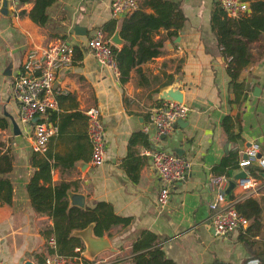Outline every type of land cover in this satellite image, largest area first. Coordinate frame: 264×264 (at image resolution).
Segmentation results:
<instances>
[{"label":"crops","instance_id":"0c3cea01","mask_svg":"<svg viewBox=\"0 0 264 264\" xmlns=\"http://www.w3.org/2000/svg\"><path fill=\"white\" fill-rule=\"evenodd\" d=\"M144 1L138 0L137 8L154 12ZM173 1L181 5L185 25L178 35L166 36L158 55L133 67L126 81L121 80L117 63L104 64L95 57L88 40L98 27L111 38L135 9L116 18L111 0H54L42 25L29 14L35 0H9V12L1 10L0 2V116L6 119L0 135L6 142L4 152L13 156L8 175L14 185L12 201L0 203V257L8 264H25L27 260L44 264L43 258L53 256L43 233L53 226V218L35 210L27 191L37 168L32 159L33 126L21 119L13 87L32 48L61 40L72 44L75 54L73 62L57 72L58 104L44 117L56 127L48 149L54 164L45 185L67 182L71 204L76 205L71 195L81 193L84 206L106 201L116 214L130 219L127 224L112 225L103 234L73 229L72 234L83 243L74 249L83 256V264H134L137 253L133 244L144 230L158 234L160 245L177 264H264V172L257 176L256 189L237 183L238 173L245 171L238 161L246 150L258 144L264 155V37L251 42L252 61L240 72L249 88L247 96L233 101L227 61L211 23L217 0ZM246 1L250 4L252 0ZM77 25L83 30L76 32ZM166 34L167 29L160 27L152 38ZM173 84L183 92L189 113L183 124L177 123L170 133L160 135L150 110L161 102L160 92ZM91 106L100 109L105 125L106 153L99 165L90 162L86 110ZM227 114L235 118L234 130L241 138L228 137L223 127ZM157 148H180L179 155L191 162L188 178L171 188L164 206L157 200L162 180L152 161ZM230 156L234 163L223 167ZM257 166L261 167L254 161L246 169ZM219 175L235 181L227 189L235 206L250 196L258 199L259 223L249 218L244 226L251 225V231L240 227L222 236L213 230L209 203L216 189L211 179ZM100 235L110 247L91 256L86 237L97 239Z\"/></svg>","mask_w":264,"mask_h":264},{"label":"trees","instance_id":"16d2710c","mask_svg":"<svg viewBox=\"0 0 264 264\" xmlns=\"http://www.w3.org/2000/svg\"><path fill=\"white\" fill-rule=\"evenodd\" d=\"M53 1L35 0V5L29 13L31 18L39 24H45L48 18L47 7ZM144 2L155 11L147 12L143 8H137L126 15L120 29L126 42L121 48L113 44L115 60L121 72L122 81L129 78L133 67L158 55L162 51L166 36L178 35L185 25L186 15L179 2L173 0H145ZM211 23L227 61L230 86L234 93L233 101H238L247 96L249 89L239 76L241 69L252 61L251 42L264 37V0H252L250 10L239 16H229L221 4L216 1L211 12ZM160 27L167 29V34L155 40L152 34ZM234 126L235 118L227 114L223 119V127L228 137L236 140L241 138V133L235 132ZM0 127H6V119L1 116ZM5 144V140L0 135V173H3L0 174V203L12 201L14 193V185L8 175L13 167V156L4 152ZM44 153L45 155H39L38 151L34 152L32 159L37 168L27 184V191L35 210L53 218V226L43 230L46 238L54 236L56 239L55 247L47 245L50 255L56 252L75 254V245H83L81 238L72 234L75 228H84L94 222L95 232L103 234L114 224L130 222L129 218L116 214L112 205L106 201H98L93 206L84 207L71 204L68 195L70 184L67 182L54 187L46 186L45 183L51 179V169L54 163L50 151L47 150ZM233 163V156L227 157L223 161V167ZM263 172L262 167L250 168V173L255 176ZM236 207L248 218L256 220L255 224L259 223L256 219L261 212L258 199L250 196L238 202ZM244 226H242L243 230L251 231V225L247 228ZM244 236L247 237V233ZM133 251L137 253L134 256V264H177L160 245L158 234L151 230L142 232L133 244ZM43 260L45 264L46 258Z\"/></svg>","mask_w":264,"mask_h":264},{"label":"built area","instance_id":"2783aa9c","mask_svg":"<svg viewBox=\"0 0 264 264\" xmlns=\"http://www.w3.org/2000/svg\"><path fill=\"white\" fill-rule=\"evenodd\" d=\"M1 1V0H0ZM229 16H239L250 10L246 0H217ZM138 6V0H111V11L114 17L120 18L133 11ZM113 41L102 27L95 28L88 40V46L95 57L104 64L116 65ZM75 48L63 40L49 45L32 48L23 63V71L14 82V92L20 103L21 119L31 122L33 126V148L38 152H46L51 136L56 127L44 118L58 104L55 78L57 72L74 60ZM189 106L184 101L162 99L150 110L152 123L160 135L170 133L179 118H185ZM88 115V136L91 141V164L104 162L106 153L105 125L100 109L91 106L86 110ZM36 117H40L35 120ZM152 161L162 180L157 200L161 206L168 203L171 188L180 181L186 180L191 172V162L182 155L165 148H157L152 152ZM257 161L264 168V155L260 153L258 144H252L239 159V166L246 171L244 176L237 178L242 187L256 189L257 176L246 168ZM231 179L228 175L214 176L211 179L216 189L215 197L209 205L212 209L211 226L216 234L228 236L249 223V218L241 213L227 194ZM49 244L56 246L54 236L49 237ZM81 254H64L56 252L46 259L45 264H83ZM0 264L8 262L0 257Z\"/></svg>","mask_w":264,"mask_h":264},{"label":"water","instance_id":"95a60500","mask_svg":"<svg viewBox=\"0 0 264 264\" xmlns=\"http://www.w3.org/2000/svg\"><path fill=\"white\" fill-rule=\"evenodd\" d=\"M0 2H1V10L4 12H9V9H8L9 0H1ZM120 29L115 30V32L111 36V40L116 45H123L125 42V39L122 37V35L120 33ZM75 30H76V32H79V30H83V29L81 26L77 25ZM257 89H258V86H255V91ZM160 98L161 99L184 101L183 92L181 91L180 87H175V84L165 87L160 92ZM39 118L40 117H36L35 120H38ZM185 121L186 120L184 118H179L177 123L183 124V122H185ZM168 150H170L172 152L175 151L178 154H180V148H169ZM245 173H246V171H241L238 173L237 177L244 176ZM230 184L232 185V184H236V183H235V181H231ZM71 199H72V202L76 205L84 206V204H85V196L81 193H77V192L73 193L71 195ZM82 229H86L85 231L91 235V233L94 230V222L90 223L89 225H87L86 227H84ZM86 240H87L89 246H91L90 247L91 251H92L91 256H93L99 250L110 247L108 240L102 235H100L97 239L93 238V237L89 238V236H88V237H86ZM95 243H97V244H95ZM25 264H34V263L31 260H27L25 262Z\"/></svg>","mask_w":264,"mask_h":264}]
</instances>
